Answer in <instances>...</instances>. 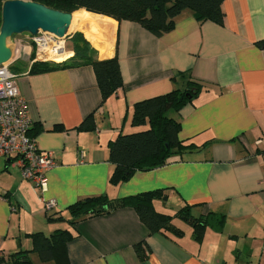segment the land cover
Masks as SVG:
<instances>
[{
    "label": "crops",
    "instance_id": "1",
    "mask_svg": "<svg viewBox=\"0 0 264 264\" xmlns=\"http://www.w3.org/2000/svg\"><path fill=\"white\" fill-rule=\"evenodd\" d=\"M221 8L222 25L199 22L183 10L161 36L133 21L77 12L71 29L86 27L89 35L79 31L95 57L118 58L123 84L105 100L91 65L32 72L37 60L25 40L29 34L10 38L7 64L28 102L30 134L40 149L54 152L57 165L46 171L41 190L21 177L13 161L0 157V264H13L11 254L32 248L27 233L50 235L56 228L73 235L67 264H264V150L255 144L264 137V48L256 44L264 39V0H224ZM74 30L66 38V59L73 55ZM189 78L201 83V91L168 115L180 123L179 139L200 147L111 184L109 141L146 127L131 125L134 103L184 88ZM89 115L95 128L77 129ZM158 188L163 196L153 201L157 211L174 215L189 205L195 217L222 214L221 230L207 226L198 242L192 226L174 216L180 236L150 233L130 207L68 221V208L77 200ZM50 199L56 205L49 213L57 211L54 217L65 220H47L44 202ZM142 241L148 250L139 257L134 247ZM29 258L54 264L35 252Z\"/></svg>",
    "mask_w": 264,
    "mask_h": 264
},
{
    "label": "trees",
    "instance_id": "2",
    "mask_svg": "<svg viewBox=\"0 0 264 264\" xmlns=\"http://www.w3.org/2000/svg\"><path fill=\"white\" fill-rule=\"evenodd\" d=\"M5 0H0L1 7ZM52 9L67 13L87 11L108 16L117 21L128 20L140 24L155 36H161L170 31L175 24V18L183 11L190 10L199 22L212 21L222 25L224 11L221 8L224 0H30ZM259 48H264V39L256 42ZM72 57L56 63L53 61H36L32 72H46L59 68L79 65H91L101 92L102 99L111 96L122 86V76L117 56L99 59L95 50L80 32L72 36ZM202 85L194 79H188L184 88H174L171 91L143 99L134 103L131 113L132 126H146L141 130L129 133H119L108 143V160L114 164L109 182L118 184L127 181L137 171H149L164 166L173 155H182L200 146L186 143L179 139L180 123L168 115L170 110L178 111L191 102L201 91ZM58 129V127H56ZM55 128V129H56ZM93 117L89 115L77 129H94ZM32 131L30 128L29 133ZM31 135V134H30ZM4 196V195H3ZM163 189H153L121 198H109L106 195L86 197L77 200L69 206L73 224L76 220L107 213L121 207L133 208L140 221L150 233L168 231L180 236L182 230L172 222L174 216L183 219L193 228L196 241L202 240L207 226L221 230L224 215L208 213L195 217L190 213V206H182L174 215L165 214L155 209L153 201L161 199ZM50 212V211H49ZM46 212L48 221H60L62 216L54 217L58 212ZM65 220V219H64ZM32 241V248L21 250L9 256L13 264H33L29 258L30 252H35L42 262L52 261L54 264H67V243L73 238L65 228H56L50 235L43 232L27 233ZM139 257H144L148 250L142 241L135 245ZM3 258L0 257V262Z\"/></svg>",
    "mask_w": 264,
    "mask_h": 264
},
{
    "label": "built area",
    "instance_id": "3",
    "mask_svg": "<svg viewBox=\"0 0 264 264\" xmlns=\"http://www.w3.org/2000/svg\"><path fill=\"white\" fill-rule=\"evenodd\" d=\"M32 45L37 61H53L51 55L65 52L66 38L47 31L26 37ZM18 42V41H15ZM31 120L28 102L23 98L16 84V75L8 64L0 66V157L10 159L19 168L21 177L45 189L48 169L57 165L54 152L40 149L30 135ZM264 150V137L255 141ZM83 156V153H82ZM53 199L44 202L46 212L55 208Z\"/></svg>",
    "mask_w": 264,
    "mask_h": 264
},
{
    "label": "water",
    "instance_id": "4",
    "mask_svg": "<svg viewBox=\"0 0 264 264\" xmlns=\"http://www.w3.org/2000/svg\"><path fill=\"white\" fill-rule=\"evenodd\" d=\"M72 13L52 9L30 0H5L1 7L0 66L12 59L11 37L36 35L40 30L67 38Z\"/></svg>",
    "mask_w": 264,
    "mask_h": 264
},
{
    "label": "rangeland",
    "instance_id": "5",
    "mask_svg": "<svg viewBox=\"0 0 264 264\" xmlns=\"http://www.w3.org/2000/svg\"><path fill=\"white\" fill-rule=\"evenodd\" d=\"M77 28V29H76ZM74 29H76V30H74ZM79 29H84V30H86V27H83V26H81V25H79V24H76L70 31H69V33H70V35H71V33L73 32V30L75 31V32H80L81 33V31H79ZM92 31V33H93V35L95 34H97L98 32L95 30V29H92L91 30ZM88 31L86 30V33H87ZM87 35H89L88 33H87ZM13 38H19L18 36H15V37H13ZM25 40L26 41H28V39L25 37ZM68 40L66 39V41H65V47H66V51L68 50L67 49V45H68V42H67ZM8 42H12L10 39L8 40ZM72 45V44H71ZM68 52V51H67ZM70 57V56H69ZM68 57V58H69ZM71 57H72V55H71ZM67 58V59H68ZM64 61V60H63ZM136 131V130H135ZM133 132V131H132ZM164 199V198H163ZM165 201V200H164ZM166 202V201H165ZM34 261L36 262V263H38V259H37V257L34 255Z\"/></svg>",
    "mask_w": 264,
    "mask_h": 264
},
{
    "label": "bare ground",
    "instance_id": "6",
    "mask_svg": "<svg viewBox=\"0 0 264 264\" xmlns=\"http://www.w3.org/2000/svg\"><path fill=\"white\" fill-rule=\"evenodd\" d=\"M84 15H88V16H91L89 13H83ZM82 16V15H81ZM94 16V15H93ZM84 17V16H83ZM95 18H96V16H94ZM74 18V13H72V20H71V24H72V22H73V19ZM94 18V19H95ZM102 21H103V18H100ZM99 19V20H100ZM91 20V19H90ZM95 20H98V19H95ZM84 21H86V20H84ZM88 21V20H87ZM105 21V20H104ZM96 23V22H95ZM71 24H70V26H69V29H68V31H70L71 30ZM88 24V23H87ZM87 26V25H86ZM51 58L57 63V62H62L63 60H65L66 59V51L65 52H58L57 54H53V55H51Z\"/></svg>",
    "mask_w": 264,
    "mask_h": 264
}]
</instances>
